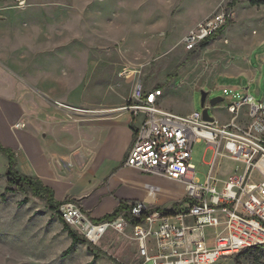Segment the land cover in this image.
<instances>
[{
  "label": "rangeland",
  "instance_id": "obj_1",
  "mask_svg": "<svg viewBox=\"0 0 264 264\" xmlns=\"http://www.w3.org/2000/svg\"><path fill=\"white\" fill-rule=\"evenodd\" d=\"M230 1L0 0V100L7 94L19 103L22 90L28 89L36 97L45 92L76 111L118 109L138 81L160 89L158 106L179 114L201 110L202 92L205 104L224 98L223 87H247L260 100L264 98V5L238 0L228 7ZM220 11L229 18L207 46L181 42L197 22ZM248 65L252 78L241 74ZM227 103L223 99L214 107L217 117L226 118L218 108ZM40 118L37 112L31 122L34 127L42 124ZM56 134L61 138V128ZM8 148L15 152L21 173V147ZM213 160L215 168L220 162L216 175L223 179L229 172L224 167L237 164L215 156L204 141L193 145L191 163L198 183L205 182ZM6 167L7 158L0 152V264H145L129 227L124 232L109 228L96 243L84 236L97 249L75 243L62 255L72 240L58 214L20 190L2 199ZM160 186L163 191L155 194L160 197L184 191L176 184ZM216 264H264V250L242 251Z\"/></svg>",
  "mask_w": 264,
  "mask_h": 264
},
{
  "label": "built area",
  "instance_id": "obj_2",
  "mask_svg": "<svg viewBox=\"0 0 264 264\" xmlns=\"http://www.w3.org/2000/svg\"><path fill=\"white\" fill-rule=\"evenodd\" d=\"M228 18L225 11L214 13L189 29L181 42L193 45L217 35ZM161 92L138 81L118 108L129 113L133 130L123 165L183 183L186 206L163 214L149 211L144 201H134L130 213L143 220L131 225L122 215L94 223L69 201L60 205L61 219L91 241L109 228L120 232L131 228L145 264H216L246 249L264 248V98L257 100L247 87H223L221 101L228 103L218 108L226 113L221 119L214 114L219 102L211 105L209 100L207 105L205 97L201 110L179 114L158 106ZM198 141H204L215 156L237 162L233 168L224 167L229 170L226 178L216 175L220 162L215 168L213 160L205 182L195 180L191 153ZM158 190L148 186L149 195Z\"/></svg>",
  "mask_w": 264,
  "mask_h": 264
},
{
  "label": "crops",
  "instance_id": "obj_3",
  "mask_svg": "<svg viewBox=\"0 0 264 264\" xmlns=\"http://www.w3.org/2000/svg\"><path fill=\"white\" fill-rule=\"evenodd\" d=\"M241 74L252 78V68L248 65ZM28 91L22 90L19 103L2 95L0 140L8 147H21V173L39 177L53 189L57 200L76 199L91 219L112 212L120 201H144L151 208L174 211L186 206L183 183L123 165L133 140L127 111H76L50 99L45 92L36 97ZM36 111L42 121L39 127L31 123ZM18 120L24 123L23 127H14ZM58 128L61 138L56 134ZM54 140L58 147H54ZM27 160L32 165H27ZM163 183L180 185L184 191L179 196L165 195L166 192L162 197L148 194L149 185L157 186L161 193Z\"/></svg>",
  "mask_w": 264,
  "mask_h": 264
},
{
  "label": "trees",
  "instance_id": "obj_4",
  "mask_svg": "<svg viewBox=\"0 0 264 264\" xmlns=\"http://www.w3.org/2000/svg\"><path fill=\"white\" fill-rule=\"evenodd\" d=\"M237 1L238 0H231L227 4V6L228 7L234 6ZM248 2L252 6L264 5V0H248ZM216 37L217 35L211 36L201 41L198 44L201 47H205L209 44L211 40L215 39ZM0 152L7 158V167H6L5 174L7 175V178H8L6 186H5V193L1 195L2 199H5L6 193H14L17 190H20L23 193L30 194L33 197L37 198L38 200L42 201L49 210L53 211L54 213L58 215H59V208L61 204L65 202H69V201L78 203L76 199L72 197H66L63 200H57L54 196L53 189L49 187L48 185H46L39 177L20 173L16 169L17 162H16L15 152L12 149L3 146L1 142H0ZM130 203H128V201H120L119 204L116 206V208L112 212L107 213L99 218H92V220L94 222L100 223L104 220L114 219L118 217L119 215H122L127 219L129 224L131 225H135V224L142 222L143 216L134 217L133 215H131L130 208H129ZM152 210L161 211L163 214H171L174 212V209L169 210V209L161 208L158 206L152 207L149 209V211H152ZM59 218L61 219L60 215H59ZM61 221L63 223L65 230L67 231L68 235L70 236L72 240L71 245L63 252L62 255L68 254L71 251L73 244L75 243H85L87 244L88 249L91 251L97 249L91 242H89L84 237L83 234L78 233L76 230L70 227L67 223H65L62 219ZM250 249L251 250L252 249L264 250V248H260V247H253V248H249L246 250H250Z\"/></svg>",
  "mask_w": 264,
  "mask_h": 264
},
{
  "label": "water",
  "instance_id": "obj_5",
  "mask_svg": "<svg viewBox=\"0 0 264 264\" xmlns=\"http://www.w3.org/2000/svg\"><path fill=\"white\" fill-rule=\"evenodd\" d=\"M205 97H206V93L202 92V97H201L202 105H203V102L205 100ZM220 101H221V98L217 97V98L211 99L210 103H211V105H215L216 103H218ZM203 116H204V118H208V114H207V110L206 109L203 110Z\"/></svg>",
  "mask_w": 264,
  "mask_h": 264
},
{
  "label": "bare ground",
  "instance_id": "obj_6",
  "mask_svg": "<svg viewBox=\"0 0 264 264\" xmlns=\"http://www.w3.org/2000/svg\"><path fill=\"white\" fill-rule=\"evenodd\" d=\"M102 232V231H101ZM101 232L100 233H98L97 235H96V237L94 238V242L96 243L99 239H100V237L102 236V234H101Z\"/></svg>",
  "mask_w": 264,
  "mask_h": 264
}]
</instances>
